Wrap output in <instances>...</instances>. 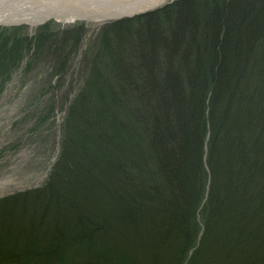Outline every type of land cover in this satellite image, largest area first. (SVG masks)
Returning a JSON list of instances; mask_svg holds the SVG:
<instances>
[{
  "label": "trees",
  "instance_id": "trees-1",
  "mask_svg": "<svg viewBox=\"0 0 264 264\" xmlns=\"http://www.w3.org/2000/svg\"><path fill=\"white\" fill-rule=\"evenodd\" d=\"M107 28L48 179L0 200V262L264 264V0Z\"/></svg>",
  "mask_w": 264,
  "mask_h": 264
},
{
  "label": "rangeland",
  "instance_id": "rangeland-1",
  "mask_svg": "<svg viewBox=\"0 0 264 264\" xmlns=\"http://www.w3.org/2000/svg\"><path fill=\"white\" fill-rule=\"evenodd\" d=\"M173 1L96 21L77 16L99 15L109 7L103 0H38L36 4L52 9L67 4L66 18L50 16L36 24L0 21V200L39 188L48 179L59 155L70 103L83 85L101 39L109 35L107 27ZM54 2L56 6L51 5ZM32 9L28 0H0V12H11L16 18ZM200 216L204 213L199 211ZM202 231L203 223L197 242ZM3 260L0 264H16L9 257Z\"/></svg>",
  "mask_w": 264,
  "mask_h": 264
},
{
  "label": "bare ground",
  "instance_id": "bare-ground-1",
  "mask_svg": "<svg viewBox=\"0 0 264 264\" xmlns=\"http://www.w3.org/2000/svg\"><path fill=\"white\" fill-rule=\"evenodd\" d=\"M37 1L38 0H28L31 9L32 8L33 9L31 11L23 10L24 12H22V16H20L19 18L14 17V15L11 14V12L10 13H7L5 11L0 12V21L14 22V21L25 20L28 23L36 24L40 21L48 19V17L50 16H55L56 18L59 19L66 18V13H67L66 10L68 9L65 10L64 7L67 4L58 5L57 7H54V9H52V6L49 5H47L46 7V5L36 4ZM103 1L106 2L109 5V7L104 8L103 12L100 13L99 15H89L90 13L88 14L86 13V15L88 16L84 14L77 17L88 18V20L92 19L96 21H104L108 17L122 16L125 14H131L140 10L152 8L158 3L163 2L165 0H140L139 2H135V3L134 0H103ZM51 5L56 6V2H54Z\"/></svg>",
  "mask_w": 264,
  "mask_h": 264
}]
</instances>
